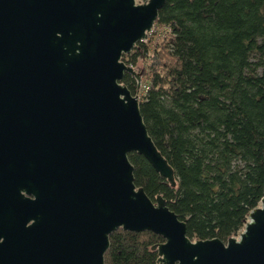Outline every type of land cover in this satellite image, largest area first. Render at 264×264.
Segmentation results:
<instances>
[{
	"label": "water",
	"instance_id": "obj_1",
	"mask_svg": "<svg viewBox=\"0 0 264 264\" xmlns=\"http://www.w3.org/2000/svg\"><path fill=\"white\" fill-rule=\"evenodd\" d=\"M167 0H0V264H105L110 234L152 231L159 264H264V196L227 241L192 239L129 154L176 185L122 60Z\"/></svg>",
	"mask_w": 264,
	"mask_h": 264
},
{
	"label": "trees",
	"instance_id": "obj_2",
	"mask_svg": "<svg viewBox=\"0 0 264 264\" xmlns=\"http://www.w3.org/2000/svg\"><path fill=\"white\" fill-rule=\"evenodd\" d=\"M156 24L167 31L141 84L130 73L122 83L139 96L176 185L132 152L135 183L162 195L190 238L227 241L264 196V0H167ZM149 55L143 40L122 60L137 70ZM163 241L119 228L105 264H158L152 246Z\"/></svg>",
	"mask_w": 264,
	"mask_h": 264
},
{
	"label": "rangeland",
	"instance_id": "obj_3",
	"mask_svg": "<svg viewBox=\"0 0 264 264\" xmlns=\"http://www.w3.org/2000/svg\"><path fill=\"white\" fill-rule=\"evenodd\" d=\"M138 2H140V0H138ZM166 31H167V27L165 26L163 27L161 25L156 24L154 25L153 29L149 33L147 39L144 40V44H146L149 48L150 55L145 61L140 59L138 64L135 66L138 72L140 73V75H142L144 69H146V71L149 70V66H150L149 62L151 59V54L156 49V46H158V44H160L164 40V35ZM142 87L143 89H146L145 85H143ZM140 95H142V93H140Z\"/></svg>",
	"mask_w": 264,
	"mask_h": 264
},
{
	"label": "flooded vegetation",
	"instance_id": "obj_4",
	"mask_svg": "<svg viewBox=\"0 0 264 264\" xmlns=\"http://www.w3.org/2000/svg\"><path fill=\"white\" fill-rule=\"evenodd\" d=\"M159 264V263H158Z\"/></svg>",
	"mask_w": 264,
	"mask_h": 264
}]
</instances>
